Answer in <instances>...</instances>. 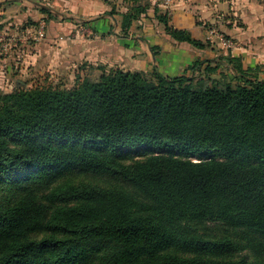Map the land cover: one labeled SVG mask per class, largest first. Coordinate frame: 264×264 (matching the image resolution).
I'll return each instance as SVG.
<instances>
[{"label":"trees","instance_id":"1","mask_svg":"<svg viewBox=\"0 0 264 264\" xmlns=\"http://www.w3.org/2000/svg\"><path fill=\"white\" fill-rule=\"evenodd\" d=\"M131 1L124 36L148 9ZM135 148L150 154L123 163ZM77 169L119 186L57 182ZM0 183L17 191L0 205V264H264V64L228 51L177 76L0 93Z\"/></svg>","mask_w":264,"mask_h":264},{"label":"crops","instance_id":"2","mask_svg":"<svg viewBox=\"0 0 264 264\" xmlns=\"http://www.w3.org/2000/svg\"><path fill=\"white\" fill-rule=\"evenodd\" d=\"M67 1H70L69 13H65L68 20L61 18V22L58 18H50L49 13L44 11L54 15L53 7L61 4L59 0L55 6L54 0H0V29L7 34L22 37L9 54H3L0 49V93L32 82L51 70L54 61L63 64L89 60L116 66L125 57L136 71H144L147 64L155 65L157 61L156 66L163 75L177 76L183 74L180 73L181 69L185 72L196 59L216 56L212 50L197 49L198 58L189 60L183 56L178 61L177 53H169V46L155 55L154 43L149 37L141 36H136L134 43L125 42V46L123 39L118 37L122 29L118 15L112 14V0ZM169 13L172 16L170 24L174 28L188 30L198 40L205 37V31L203 36L198 35L204 25L219 23L220 30L240 42L241 50L229 51L242 57L245 66L264 64V0H179ZM226 14L238 16L240 25L225 22L228 18ZM79 21L84 22L85 29L89 34L93 33V37L81 39L78 36L74 41L57 43V36L74 35ZM42 22L47 25L46 37L43 36L39 41L25 42L24 36H34L35 28L39 30L38 25ZM137 27L138 24H134L131 29ZM168 38L172 47L187 46V43L178 42L171 36Z\"/></svg>","mask_w":264,"mask_h":264},{"label":"rangeland","instance_id":"3","mask_svg":"<svg viewBox=\"0 0 264 264\" xmlns=\"http://www.w3.org/2000/svg\"><path fill=\"white\" fill-rule=\"evenodd\" d=\"M57 1L58 0H54V6ZM112 1L114 3V4L112 3L113 6L112 12L118 15V20L119 22H121L122 20L121 14L129 12L131 6L133 5V1L131 0H112ZM141 1H142V5L144 6L148 5V9L147 12L144 13L138 20L134 21L133 25L138 24V27L135 28V30L131 29L127 34V36H124L122 34V31L118 34V37H121V39H123L122 41L124 42L125 46L126 44L134 43L136 36L139 37L141 36L145 38L149 37L150 41L154 43V47L155 48L157 47V49H155V52L157 54L158 53L160 54L164 47L169 46V53H173V52L177 53L178 61H180V59L183 58V56L187 57L189 60L196 59L199 57L198 50L200 49L194 47L190 43H187L186 48L184 47L176 48L174 46L172 47V45L170 44V40L168 38L170 35L167 33L165 25L162 22H160L159 16H165L166 14L167 17L171 20L172 16L170 15L169 10L171 9V7L173 8L174 6H176L177 3H179V0H171L169 4H165L163 0H140L138 4H140ZM59 2L61 4L55 6L56 8L53 7L54 17H55L54 20L58 18L60 19L59 21L62 22L63 20L67 19V17H65L66 15L65 13H69L68 6L70 4V1L59 0ZM226 15L228 18L224 20L225 22L228 21L229 24L236 22L237 25H240V18L238 16L229 15V14ZM61 18H65V19L62 20ZM219 25L220 24L216 22L213 24L204 25L203 27L205 30L202 29V31L198 34L199 36H203L204 31L206 32L205 37L202 40V41L208 40L210 42V45L206 49H208V51L212 50L213 54H215L216 56L220 54H227L229 50H231L232 52L241 50V46L239 45L240 42L234 41L233 39L229 38L227 34H225L222 30H220ZM38 26H40L39 28H41L42 26L44 27V31H45L44 38H45L47 34V25L42 22L39 23ZM83 27H84V22L79 21L76 25L77 32H75L74 34L75 36L72 34L57 36L56 37L58 39L57 43L64 41H74V39L79 38L78 36H80L81 39H89L93 37V33L89 34L90 32L86 30L85 27L84 28ZM36 28H35V32L33 33L34 35L38 31V27ZM111 34H113V32H111ZM32 37L33 35L30 36L26 41H39ZM223 41L228 42L229 44H231V46H225L223 44ZM54 45H56V43H54ZM178 45L180 46L181 44ZM121 63L120 65L111 66L109 64L105 65L104 63H100V62H93V61L90 62L89 60L86 62L84 60L70 61L63 64H61L60 62L56 63V61H54V67L51 70L44 72V74H42L35 80H32V82L30 83L26 82L25 87L31 88L35 86H40V87L52 86L56 88L58 87L72 88L73 86H75L78 80L82 81L85 78H90L92 80H95L104 71H109L112 69H123L125 71H133V72L136 71L134 70L135 69L134 66L130 64L125 57ZM157 63L158 62L156 61L155 65L147 64L146 69L141 72H143L146 76H148L149 79H152L153 72L155 69L160 72V70L157 68L158 66H156ZM180 73H184L183 69L180 70ZM149 154L150 152L146 151L145 148H135V149H131L121 161L123 163L124 162L129 163L132 160L143 159L145 156ZM194 160L197 161L196 158ZM57 182L70 183V184H79L86 182L92 184H99L102 186H119V183L115 182L112 178L106 175L86 172L78 169L75 171H67L63 175L59 176V178H57ZM16 193L17 191H15L12 187H6L5 184L0 183V205L13 202L16 199ZM246 253L251 255L252 260L254 259L253 253H250L249 251Z\"/></svg>","mask_w":264,"mask_h":264},{"label":"built area","instance_id":"4","mask_svg":"<svg viewBox=\"0 0 264 264\" xmlns=\"http://www.w3.org/2000/svg\"><path fill=\"white\" fill-rule=\"evenodd\" d=\"M163 2L165 4H169L171 2V0H163ZM44 33H45L44 27L42 26L41 28H39L36 35H34L32 38H34L36 40H40L43 38ZM21 38L22 37H20V36L9 35V34L5 33L4 31L0 30V49H1V52L5 55L9 54L13 50L15 44H17L20 40H22ZM28 38H29V36H24L25 41ZM223 44L225 46H231V44H229L226 41H223Z\"/></svg>","mask_w":264,"mask_h":264}]
</instances>
